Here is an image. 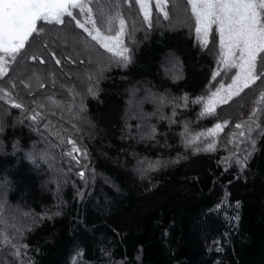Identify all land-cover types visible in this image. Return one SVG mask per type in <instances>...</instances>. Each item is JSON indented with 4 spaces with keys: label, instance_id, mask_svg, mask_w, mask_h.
Masks as SVG:
<instances>
[{
    "label": "trees",
    "instance_id": "trees-1",
    "mask_svg": "<svg viewBox=\"0 0 264 264\" xmlns=\"http://www.w3.org/2000/svg\"><path fill=\"white\" fill-rule=\"evenodd\" d=\"M116 2L130 33L125 42L133 60L126 68L109 67L99 80L97 95L84 97L86 121L78 122L55 108L48 113L51 127H46L30 121L25 110L0 95V190L4 192L0 221L24 224L19 243L28 245L21 249L27 255L16 256L0 237V264H264V112L257 116L260 127L254 130L255 151L247 167L241 170L234 160L222 159L235 151L230 134L238 131V121L247 118L264 81L217 105L214 114L200 115L203 105L192 101L215 91L221 81L226 87L235 75L221 70L212 79L218 37L215 45L211 34L209 45H200L187 0H169L168 19L151 0V27L135 0ZM94 15L99 18L95 8ZM64 33L88 40L89 48L81 55L72 54L75 45L64 43ZM29 40L21 63L0 77V87L29 111L33 99L40 101L50 94L70 102L67 89L60 85L74 84L84 91L87 85L80 77L112 55L67 19L64 25L46 23L45 32ZM52 52L61 59L60 65ZM34 53L37 60H26ZM69 55L77 62L67 59ZM172 56L179 79L172 78L166 63ZM24 67L29 71L24 72ZM32 69L54 74L57 83L46 80L44 89L29 95L26 85H35L29 79ZM149 92L177 99L174 105L158 109ZM184 93L189 99L181 107L184 101L178 98ZM145 113L154 114L145 121ZM225 119L229 124L216 137H203L187 147L182 142L185 122L194 134ZM145 122L156 126L155 138L129 134L137 133L136 125ZM74 124L80 132L74 131ZM58 135H71L87 147L89 157L81 161L86 165L85 179L78 175L80 165L64 155L70 146ZM213 139L214 150L204 151V144ZM234 143L244 152L242 138L237 136ZM30 149L47 151V159L34 163L27 158ZM178 155L181 158L174 159ZM144 158H159L162 164L142 176L137 162Z\"/></svg>",
    "mask_w": 264,
    "mask_h": 264
},
{
    "label": "snow or ice",
    "instance_id": "snow-or-ice-1",
    "mask_svg": "<svg viewBox=\"0 0 264 264\" xmlns=\"http://www.w3.org/2000/svg\"><path fill=\"white\" fill-rule=\"evenodd\" d=\"M124 2L126 3L127 0H124ZM135 2L143 13L144 21L151 27V0H135ZM168 3L169 0H155L156 9L163 14L165 19L169 18ZM187 4L191 9L195 34L200 45L203 47L209 45L210 34L212 43L215 45L218 37L217 68L212 72V79L215 80L220 76L222 74L221 70H223V74H230L229 70L235 72V75H231V82L227 84L226 88L224 82L221 81L215 91H210L207 96L196 97L192 101L203 105L200 115H212L216 111L217 104H226L234 96H238L244 89L254 85L257 81H264V0H187ZM120 7V3L116 0H113L110 4L101 3L99 0H0V77H4L9 72L10 67L14 68L21 63L20 57L24 56L27 51L26 42L31 43L30 37L36 40L41 36L45 32L46 23L55 22L64 25L66 19L68 22L74 21L75 25L83 29L88 37H91L93 41L99 43L108 53L112 54L106 63L96 62L94 69L86 70L84 75L80 77L81 81L87 85L84 91H78L77 86L74 84L60 85L61 88L67 89L70 102L68 100L58 101L55 99L54 94H50L41 97L40 101L33 99L34 108L29 111L23 103L13 98L12 93L7 88L0 87V95L9 104L25 110L30 121L43 122L46 127H51L48 122V113L55 108L70 113L78 122L86 121L87 117L84 114L87 108L84 104V97L86 95L93 97L97 95L99 80L109 67L115 65L126 68L133 60L132 50L125 42V36L127 35L130 38V33H128L127 24L121 14ZM94 8L99 13V18L94 15ZM63 40L64 43L72 41L75 45L71 49L74 55L83 54L90 45L88 40L77 39L72 33H64ZM51 57L57 65L62 63L55 52L51 53ZM37 58L34 53L27 56L26 60H37ZM66 58L72 60L71 55ZM39 60L43 64L42 56L39 57ZM76 62V60H72V63ZM89 63H93L90 53ZM166 63L172 69V78L179 79L180 77L175 71L177 63L175 57H170ZM23 71L27 72L29 69L24 67ZM29 79L35 80L34 86L26 85V88L30 89L29 95H31L32 90L44 89L46 80H50L53 85L57 83L54 74L43 73L38 69L31 70ZM21 83H24V81H21ZM11 87L15 88V84H12ZM148 97L157 104L158 109L165 104L174 105L177 99L168 96L166 93L152 92L148 93ZM178 99L184 101L180 105L181 107L187 106L189 99L187 93H184ZM261 112H264V89L259 92L247 118L236 123L235 128L238 131L230 134L232 140L229 143L234 144L235 151L230 152L227 158H222L224 163L234 160L241 170L247 167L248 160L255 151L256 140L253 135L254 130H259L260 125L257 116ZM153 114L145 113L142 119L146 121ZM168 119L171 122V118L168 117ZM69 122L71 123V120ZM228 124L229 120L225 119L222 123L216 122L212 127L193 134L189 130L188 123L185 122L181 131L182 142L187 147L201 141L203 137L214 138ZM126 127L129 130L131 129L129 125H126ZM136 128L137 133L130 131L129 134L133 136L139 134L141 137L148 136L152 138H155L157 134V128L153 124L145 122L144 124H137ZM73 129L76 132L81 130L76 124L73 125ZM237 136L242 138L245 145L244 152H241L239 145L234 143ZM58 139L70 146L66 148L64 155L80 165L78 175L81 179H85L86 165L81 164V161H86L89 157L87 147L79 144L71 135L67 137L58 135ZM215 144L216 141L213 139L211 143L204 144L203 150H214ZM193 150L200 151L201 148L194 147ZM47 157V151L40 152L37 149H30L27 152V158L34 163L37 159L46 160ZM180 158L178 155L174 159L178 160ZM137 163L140 165L138 171L142 176L145 172L158 168L162 164L159 158L155 161L144 158ZM163 163H166V161ZM3 197L4 192L0 190V208L4 207ZM237 205H239V201H237ZM28 215L29 213H23L25 217ZM36 219H39V217H36ZM239 219V214H237L235 217L237 223ZM25 227L22 223L9 225L7 221H0V237L3 238V246L11 247L16 256L27 255V252H22L21 249L26 250L28 245L19 243V240L24 236ZM30 264H35V261L30 262Z\"/></svg>",
    "mask_w": 264,
    "mask_h": 264
},
{
    "label": "rangeland",
    "instance_id": "rangeland-1",
    "mask_svg": "<svg viewBox=\"0 0 264 264\" xmlns=\"http://www.w3.org/2000/svg\"><path fill=\"white\" fill-rule=\"evenodd\" d=\"M177 69H178V67L176 68V72L178 71ZM225 88H226V87H225ZM217 105H219V104H217Z\"/></svg>",
    "mask_w": 264,
    "mask_h": 264
}]
</instances>
